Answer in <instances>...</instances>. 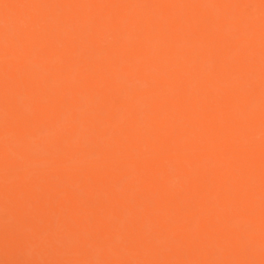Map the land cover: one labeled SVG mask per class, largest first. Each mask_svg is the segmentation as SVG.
<instances>
[{
  "label": "bare ground",
  "instance_id": "bare-ground-1",
  "mask_svg": "<svg viewBox=\"0 0 264 264\" xmlns=\"http://www.w3.org/2000/svg\"><path fill=\"white\" fill-rule=\"evenodd\" d=\"M0 264H264V0H0Z\"/></svg>",
  "mask_w": 264,
  "mask_h": 264
},
{
  "label": "rangeland",
  "instance_id": "rangeland-1",
  "mask_svg": "<svg viewBox=\"0 0 264 264\" xmlns=\"http://www.w3.org/2000/svg\"><path fill=\"white\" fill-rule=\"evenodd\" d=\"M7 214L6 213H1L0 214V218H1V220H3V221H6L7 220Z\"/></svg>",
  "mask_w": 264,
  "mask_h": 264
}]
</instances>
